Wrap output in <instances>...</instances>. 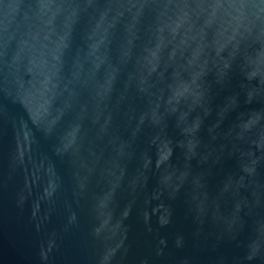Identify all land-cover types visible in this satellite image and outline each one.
I'll use <instances>...</instances> for the list:
<instances>
[{
    "label": "water",
    "instance_id": "obj_1",
    "mask_svg": "<svg viewBox=\"0 0 264 264\" xmlns=\"http://www.w3.org/2000/svg\"><path fill=\"white\" fill-rule=\"evenodd\" d=\"M0 264H264V0H0Z\"/></svg>",
    "mask_w": 264,
    "mask_h": 264
}]
</instances>
